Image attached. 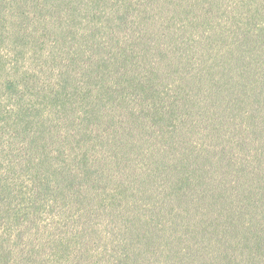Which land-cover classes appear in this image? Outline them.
Returning a JSON list of instances; mask_svg holds the SVG:
<instances>
[{"label":"rangeland","instance_id":"374dc122","mask_svg":"<svg viewBox=\"0 0 264 264\" xmlns=\"http://www.w3.org/2000/svg\"><path fill=\"white\" fill-rule=\"evenodd\" d=\"M263 133L264 0H0V264H264Z\"/></svg>","mask_w":264,"mask_h":264},{"label":"trees","instance_id":"16d2710c","mask_svg":"<svg viewBox=\"0 0 264 264\" xmlns=\"http://www.w3.org/2000/svg\"><path fill=\"white\" fill-rule=\"evenodd\" d=\"M258 144H259V147H258V150H256L255 160H254L253 164L257 163L258 166L261 169V178H260V182H257L258 188H256V192H260L261 198L263 199L262 200V204H258L257 207L260 208V209H263L264 208V149L262 151V147L264 146V138L263 139L261 138V140L258 142ZM261 153H262V155H261ZM260 155H261V157H260ZM244 189L246 191H248L249 187L248 188L247 187H243V190ZM262 222L263 223L261 224V222H260L259 225L260 224L262 226L264 225V213L262 215ZM228 242L231 243V238L229 239ZM223 245L225 246V244H223ZM225 252H227V250L222 252V253H225Z\"/></svg>","mask_w":264,"mask_h":264}]
</instances>
